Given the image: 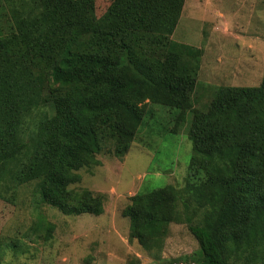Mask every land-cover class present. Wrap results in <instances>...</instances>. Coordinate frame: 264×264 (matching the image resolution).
Returning <instances> with one entry per match:
<instances>
[{
    "label": "trees",
    "instance_id": "1",
    "mask_svg": "<svg viewBox=\"0 0 264 264\" xmlns=\"http://www.w3.org/2000/svg\"><path fill=\"white\" fill-rule=\"evenodd\" d=\"M186 2L0 0V201L32 208L24 239H51L41 205L103 214L101 194L76 188L79 171L122 158L161 106L177 111L170 133L192 112L187 174L127 198L129 239L161 262L169 226L183 224L197 251L160 264L264 262V74L193 109L204 51L172 39ZM22 244L0 239V264Z\"/></svg>",
    "mask_w": 264,
    "mask_h": 264
},
{
    "label": "rangeland",
    "instance_id": "2",
    "mask_svg": "<svg viewBox=\"0 0 264 264\" xmlns=\"http://www.w3.org/2000/svg\"><path fill=\"white\" fill-rule=\"evenodd\" d=\"M172 39L204 51L191 96L192 108L203 110L219 86L259 85L264 74V0H187ZM146 109L145 124L122 158L104 156L100 167L79 171L82 179L76 188L101 194L103 214L65 215L41 205L38 211L54 225L52 237L30 241L23 237L35 220L32 208L0 201V239H17L27 247L25 252L3 247L4 264H127L135 259L160 264L197 251L186 226L171 224L162 261L152 262L129 239V221L120 215L128 197L181 185L187 174L192 112H187L176 133H170L177 111L161 106ZM24 197L21 200H27Z\"/></svg>",
    "mask_w": 264,
    "mask_h": 264
}]
</instances>
